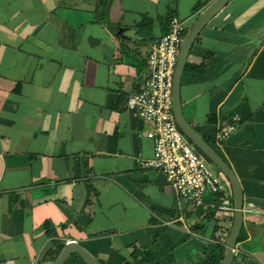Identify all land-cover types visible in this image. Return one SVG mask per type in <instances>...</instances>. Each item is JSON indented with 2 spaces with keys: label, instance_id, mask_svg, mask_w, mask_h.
Segmentation results:
<instances>
[{
  "label": "crops",
  "instance_id": "obj_1",
  "mask_svg": "<svg viewBox=\"0 0 264 264\" xmlns=\"http://www.w3.org/2000/svg\"><path fill=\"white\" fill-rule=\"evenodd\" d=\"M213 1L0 0V264H47L68 242L101 264H212L233 217L139 163L152 125L125 105L169 21L187 35ZM180 96L243 191L232 264H264V0H232L205 26Z\"/></svg>",
  "mask_w": 264,
  "mask_h": 264
},
{
  "label": "built area",
  "instance_id": "obj_2",
  "mask_svg": "<svg viewBox=\"0 0 264 264\" xmlns=\"http://www.w3.org/2000/svg\"><path fill=\"white\" fill-rule=\"evenodd\" d=\"M186 37L185 22L173 17L166 33L149 45L146 75L137 90L126 100V109L136 118L152 125L143 135L153 143V157L139 163L161 173L174 188L176 197L204 206L208 196L217 199L225 215L233 217L232 191L226 179L214 171L207 158L178 129L173 114L174 73ZM241 118L234 115L229 123L214 134L221 144L238 129ZM228 234L221 238L225 245Z\"/></svg>",
  "mask_w": 264,
  "mask_h": 264
},
{
  "label": "water",
  "instance_id": "obj_3",
  "mask_svg": "<svg viewBox=\"0 0 264 264\" xmlns=\"http://www.w3.org/2000/svg\"><path fill=\"white\" fill-rule=\"evenodd\" d=\"M232 0H215L199 16L191 30L186 35L178 57L173 80V114L176 125L182 134L204 155L207 160L216 167L228 182L233 197L234 214L232 226L225 243L224 259L221 264H232L235 255L237 241L243 227L244 196L239 180L230 166L218 154V152L198 133L187 121L181 108V78L189 51L205 26L220 13ZM78 255L85 264H101L89 252L75 242L64 245L58 256L47 264H64L72 255Z\"/></svg>",
  "mask_w": 264,
  "mask_h": 264
},
{
  "label": "trees",
  "instance_id": "obj_4",
  "mask_svg": "<svg viewBox=\"0 0 264 264\" xmlns=\"http://www.w3.org/2000/svg\"><path fill=\"white\" fill-rule=\"evenodd\" d=\"M213 120V117H210L209 118V121L211 122ZM232 201H233V198H232ZM242 238H243V228L241 230V233H240V236H239V239L237 241V243H239L240 241H242ZM224 252H225V246H219L217 248V251H214L212 253V256L210 258V261L212 264H221L222 260H223V257H224Z\"/></svg>",
  "mask_w": 264,
  "mask_h": 264
},
{
  "label": "rangeland",
  "instance_id": "obj_5",
  "mask_svg": "<svg viewBox=\"0 0 264 264\" xmlns=\"http://www.w3.org/2000/svg\"><path fill=\"white\" fill-rule=\"evenodd\" d=\"M215 150L217 151V152H219L218 151V148H215ZM210 163V162H209ZM211 165H212V163H210ZM212 167H213V169H214V171H216V172H218V173H220L217 169H216V167H214V165H212ZM221 174V173H220ZM222 175V174H221ZM223 176V175H222ZM224 177V176H223Z\"/></svg>",
  "mask_w": 264,
  "mask_h": 264
}]
</instances>
